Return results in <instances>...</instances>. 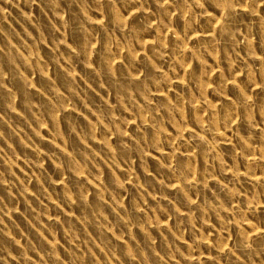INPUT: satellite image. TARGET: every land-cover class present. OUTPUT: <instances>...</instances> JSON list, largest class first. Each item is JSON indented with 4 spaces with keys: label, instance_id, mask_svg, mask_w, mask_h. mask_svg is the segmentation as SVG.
I'll return each instance as SVG.
<instances>
[{
    "label": "rangeland",
    "instance_id": "1",
    "mask_svg": "<svg viewBox=\"0 0 264 264\" xmlns=\"http://www.w3.org/2000/svg\"><path fill=\"white\" fill-rule=\"evenodd\" d=\"M0 264H264V0H0Z\"/></svg>",
    "mask_w": 264,
    "mask_h": 264
}]
</instances>
